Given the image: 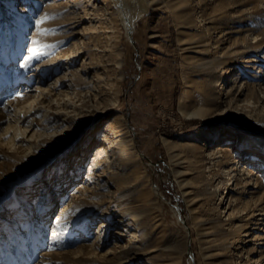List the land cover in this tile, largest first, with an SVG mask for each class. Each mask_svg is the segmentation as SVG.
I'll return each instance as SVG.
<instances>
[{
	"label": "rangeland",
	"instance_id": "rangeland-1",
	"mask_svg": "<svg viewBox=\"0 0 264 264\" xmlns=\"http://www.w3.org/2000/svg\"><path fill=\"white\" fill-rule=\"evenodd\" d=\"M139 1L0 0V264H264V0Z\"/></svg>",
	"mask_w": 264,
	"mask_h": 264
},
{
	"label": "bare ground",
	"instance_id": "bare-ground-1",
	"mask_svg": "<svg viewBox=\"0 0 264 264\" xmlns=\"http://www.w3.org/2000/svg\"><path fill=\"white\" fill-rule=\"evenodd\" d=\"M105 6V7H104ZM92 7V11L90 12V14H102L105 13L106 11H108V13L111 15L107 20L109 23H117V21H119L121 23V25L124 27L125 31L127 34L130 33V31L134 28V22L136 21V19L141 15L140 12H138V8L140 7V1L139 0H109V2H103L102 5H100L99 3H92V5L90 6ZM108 7V8H106ZM109 9H111L112 11L109 12ZM115 12V14H114ZM114 15V16H113ZM117 15V17H116ZM115 23V24H116ZM227 82L229 81V78H226ZM230 82V81H229ZM232 82V81H231ZM223 89L226 90L227 88H229L228 86L226 87V85L224 86L223 84ZM227 91H229V89H227ZM183 99V96H180V100ZM223 147L221 146H217L214 147L211 151V153L214 152H219V153H223L225 155H230L232 154L230 152V149H222ZM258 153L257 152H252L250 154L249 159L251 160H255L258 161ZM249 164H245L244 162L241 164L240 167V171H244L246 174L250 172L249 170ZM253 174V173H251ZM234 180L232 181V184L234 186H237L238 184V175H234ZM231 184V182H230ZM31 190L30 188H27L26 192L24 193L23 198H28L31 195ZM50 201V195L45 193L41 196V200L40 203H45L47 204ZM247 213L246 211H243V214ZM241 234V233H240ZM239 234V236H240ZM245 236H248L247 234H245ZM259 254L261 253V251H257Z\"/></svg>",
	"mask_w": 264,
	"mask_h": 264
},
{
	"label": "snow or ice",
	"instance_id": "snow-or-ice-1",
	"mask_svg": "<svg viewBox=\"0 0 264 264\" xmlns=\"http://www.w3.org/2000/svg\"><path fill=\"white\" fill-rule=\"evenodd\" d=\"M49 17L47 14L41 16L35 21L36 26L39 28ZM43 30L37 33L38 36L43 35ZM44 47H49L47 45H42L38 39H32L31 46L28 47V55L25 57V61L29 62L32 60H39L41 56L46 55L47 53L43 52L41 49ZM16 97H13L15 99Z\"/></svg>",
	"mask_w": 264,
	"mask_h": 264
},
{
	"label": "water",
	"instance_id": "water-1",
	"mask_svg": "<svg viewBox=\"0 0 264 264\" xmlns=\"http://www.w3.org/2000/svg\"><path fill=\"white\" fill-rule=\"evenodd\" d=\"M189 251H190V247H189Z\"/></svg>",
	"mask_w": 264,
	"mask_h": 264
}]
</instances>
